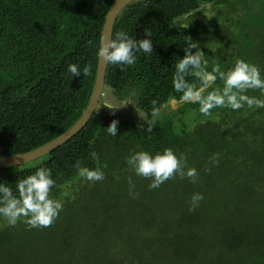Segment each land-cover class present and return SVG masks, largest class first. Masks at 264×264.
Listing matches in <instances>:
<instances>
[{
    "label": "trees",
    "instance_id": "obj_1",
    "mask_svg": "<svg viewBox=\"0 0 264 264\" xmlns=\"http://www.w3.org/2000/svg\"><path fill=\"white\" fill-rule=\"evenodd\" d=\"M114 1L0 0V157L43 146L81 117ZM201 9V15H211L204 20L208 36L202 41L214 66L223 71L240 58L257 64L264 75V0L128 5L112 39L121 30L137 40L151 32L153 52L139 53L137 63L124 71L108 65L102 99L138 90L135 105L141 116L116 117L101 100L102 109L98 106L68 142L26 164L0 168V182L14 192L18 180L37 167L51 168L56 181L51 195L64 204L48 228L0 220V264H264V108L213 109L205 117L198 104L185 103L167 113L166 105L180 102L172 86L176 63L188 37L193 42L201 34L197 26L182 30L177 22L173 27L172 20ZM77 62L90 72L71 80L67 66ZM186 80L199 84L192 74ZM220 86L218 79L214 87ZM248 95L260 94L249 90ZM154 107L163 114L149 132ZM114 119L119 121L115 138L103 128ZM166 147L185 155L188 166L198 170L196 183L177 176L149 190L150 181L125 163L131 151ZM93 150L104 179L90 183L77 175L74 164L96 167ZM214 153L219 154L215 166L209 163ZM129 177L135 198L129 195ZM193 193L204 199L189 210Z\"/></svg>",
    "mask_w": 264,
    "mask_h": 264
},
{
    "label": "clouds",
    "instance_id": "obj_2",
    "mask_svg": "<svg viewBox=\"0 0 264 264\" xmlns=\"http://www.w3.org/2000/svg\"><path fill=\"white\" fill-rule=\"evenodd\" d=\"M127 4V3H125ZM124 4V5H125ZM206 7L210 8V5ZM193 11L182 13L173 18V27L186 30L192 23L190 17L194 16ZM145 37L137 40L127 31L121 30L115 34V38L105 35L100 39L96 55L99 62L104 64L119 66L121 71L131 68L137 63L139 53L150 54L153 52L152 34L145 31ZM195 49V52L192 51ZM184 56L179 58L175 67V74L172 79L174 92L180 93L182 103H195L199 105L198 111L201 116H211L213 109H230L233 112L246 109L264 108V75L261 68L248 60L236 59L226 70H221L216 65L212 70L206 71L208 67L207 55L201 50L199 42H192L188 37L186 47L183 48ZM67 72L74 77H87L90 72L89 66L83 68L77 63H70ZM192 74L199 84H192L186 80V76ZM222 81V86L214 87L217 80ZM211 89V90H209ZM249 90L259 91V96L248 95ZM121 101L126 104H135L139 96V91L129 89L127 93L120 94ZM103 106L115 110L110 103ZM159 108L154 107L151 111L153 119L148 120L150 125L147 131H152L154 119L162 115ZM118 120H112L107 127L106 134L117 137ZM93 142H90V145ZM92 161L97 166L89 168L83 166L81 161H76L74 168L77 175L86 181L93 183L104 179L103 166L99 164V156L95 150L90 153ZM219 154L214 153L209 158V163L217 165ZM128 168L138 177H143L150 181L149 190L159 189L162 184L173 177L189 179L192 183L198 181L199 172L195 167H189L187 157L178 154L171 147L163 148L159 151H149L138 149L129 152L125 158ZM56 187V181L52 176L51 168L40 166L32 174L24 176L16 183L15 192L5 182H0V220L10 226H15L18 222L26 224L30 229H43L51 227L59 218L63 211L64 204L61 200L53 198L52 189ZM134 185L129 177V195L135 198L133 192ZM204 199L202 193H193L190 197V209L199 205Z\"/></svg>",
    "mask_w": 264,
    "mask_h": 264
},
{
    "label": "water",
    "instance_id": "obj_3",
    "mask_svg": "<svg viewBox=\"0 0 264 264\" xmlns=\"http://www.w3.org/2000/svg\"><path fill=\"white\" fill-rule=\"evenodd\" d=\"M136 1H140V0L114 1L106 16L101 38L104 35L106 37L108 36L109 38L113 37L114 26L118 17L128 5ZM107 70H108V65L104 64L103 61L99 62V58H98L96 76H95L91 97L89 99L85 111L70 129H68L66 132H64L57 138L53 139L52 141L34 150L28 151L26 153H18V154L0 157V168L23 165L39 157H42L50 153L54 149L58 148L59 146L63 145L64 143L68 142L74 135H76L80 130H82L85 127V125L89 122V120L92 118V116L95 114L99 106V103L101 101V98L104 95ZM177 103H179V101H172V105L173 104L176 105Z\"/></svg>",
    "mask_w": 264,
    "mask_h": 264
},
{
    "label": "rangeland",
    "instance_id": "obj_4",
    "mask_svg": "<svg viewBox=\"0 0 264 264\" xmlns=\"http://www.w3.org/2000/svg\"><path fill=\"white\" fill-rule=\"evenodd\" d=\"M208 9V8H207ZM204 9H201L199 11H196V13H194V16L190 17V19H192V23L190 24V26H197L199 27V30L201 31V34L199 36H194V41L193 42H199V46L201 48L202 51H204L207 55V59L209 61L208 63V67L206 69V71H211L212 68L214 67V60H213V56L210 52V48H208L204 43H203V39H206L207 36H208V33H207V30H206V27H205V21L204 20H210V17L211 15H207L206 12H204V16H205V19L203 18L204 16L201 15L203 13ZM203 16V17H202ZM203 19V20H202ZM193 52H195V49H192ZM91 84V83H89ZM105 92V91H104ZM122 97L121 96H118L116 98H111V97H108V96H105L103 99L101 98V100L104 102V103H110L113 108H117V107H120V108H117L115 110H112L113 114L116 116V117H123L125 119H135V120H138V117L141 116V113L140 111L136 108L137 106L135 104H126V101H121ZM185 103H177L176 105L172 103L166 105V108L168 109L167 113H172L174 111H177L179 110L180 108H182L184 106ZM197 105V104H195ZM99 110L102 109V107H100L99 105ZM184 115V114H183ZM175 118V117H174Z\"/></svg>",
    "mask_w": 264,
    "mask_h": 264
},
{
    "label": "flooded vegetation",
    "instance_id": "obj_5",
    "mask_svg": "<svg viewBox=\"0 0 264 264\" xmlns=\"http://www.w3.org/2000/svg\"><path fill=\"white\" fill-rule=\"evenodd\" d=\"M172 103V102H171Z\"/></svg>",
    "mask_w": 264,
    "mask_h": 264
}]
</instances>
